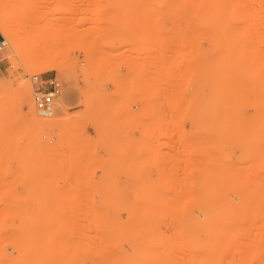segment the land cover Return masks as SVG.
Returning a JSON list of instances; mask_svg holds the SVG:
<instances>
[{"label":"rangeland","instance_id":"obj_1","mask_svg":"<svg viewBox=\"0 0 264 264\" xmlns=\"http://www.w3.org/2000/svg\"><path fill=\"white\" fill-rule=\"evenodd\" d=\"M0 31V264H264V0H0Z\"/></svg>","mask_w":264,"mask_h":264},{"label":"bare ground","instance_id":"obj_2","mask_svg":"<svg viewBox=\"0 0 264 264\" xmlns=\"http://www.w3.org/2000/svg\"><path fill=\"white\" fill-rule=\"evenodd\" d=\"M25 33V32H24ZM56 34V33H55ZM22 35H24V34H22ZM52 36H53V34H52ZM23 37V36H22ZM52 38V39H51ZM53 38L54 37H48V35H46V33H43L42 32V30L41 31H39V30H34V31H26V33H25V35H24V37L22 38L23 39V43H21V44H18V43H14V46H16L17 48H18V50H20L23 54H25L26 56H29V57H31L32 58V60H34L33 62V64L32 65H34L35 64V66H38L39 68H42L43 70H52V69H58L59 67H60V64L58 63V61H57V53L59 52V49H58V51L57 50H55V49H53V48H55L56 47V49L57 48H59L60 46L59 45H57L55 42H53ZM55 38H56V35H55ZM50 39H51V42H50ZM21 40V39H20ZM56 41V40H55ZM53 43H55V44H53ZM49 44H52L53 46H55V47H53L52 45V48H51V46H50V50H48L49 49ZM59 46V47H58ZM228 46V45H227ZM54 51H53V50ZM225 48H223V50H224ZM17 50V49H16ZM222 50V49H221ZM62 51V50H61ZM60 51V52H61ZM231 51H232V49H231ZM231 51H230V53H231ZM19 52V51H18ZM55 52H56V54H55ZM222 52V51H221ZM228 54H229V52H227ZM227 54V55H228ZM226 55V56H227ZM232 55V54H231ZM23 56V55H22ZM25 56V57H26ZM58 56H61V55H58ZM221 57V56H220ZM223 58V57H222ZM58 59H60L61 60V58H58ZM224 59V58H223ZM63 60V59H62ZM25 62H26V60H25ZM18 63V62H17ZM26 64V63H25ZM31 65V64H30ZM27 66V65H26ZM25 66V67H26ZM23 84H24V82H23ZM22 85V84H21ZM25 85H27V84H25ZM22 86H24V85H22ZM27 87L29 88V85H27ZM27 89V88H26ZM26 91H28V90H26ZM29 92V91H28ZM25 97V96H24ZM27 97V96H26ZM32 97V96H31ZM31 100H32V98H31ZM33 101H31V103H32ZM34 108V107H33ZM35 109V108H34ZM33 109V111H32V115L34 116V117H36V114H35V110ZM53 114L54 113H48V115H52V116H48V119H51V118H53ZM47 117V116H46ZM37 118V117H36ZM62 120V119H61ZM209 255V254H208ZM205 256V255H204ZM211 256V255H210ZM202 258V257H201ZM205 258V257H204ZM203 258V259H204ZM212 258V257H211ZM210 258V259H211ZM210 259L208 260V262L210 261ZM212 260V262H213V259H211ZM207 261V260H206ZM200 262V261H199ZM203 262V261H202ZM202 262H201V264H202ZM211 262V261H210ZM209 262V263H210ZM214 262H215V260H214ZM111 263V262H110ZM208 263V264H209ZM200 264V263H199ZM207 264V263H206ZM214 264V263H213Z\"/></svg>","mask_w":264,"mask_h":264},{"label":"built area","instance_id":"obj_3","mask_svg":"<svg viewBox=\"0 0 264 264\" xmlns=\"http://www.w3.org/2000/svg\"><path fill=\"white\" fill-rule=\"evenodd\" d=\"M7 40L0 31V51L4 50ZM34 85L33 99L42 114L54 113L56 102L62 95L64 84L57 75L35 73L31 76Z\"/></svg>","mask_w":264,"mask_h":264},{"label":"crops","instance_id":"obj_4","mask_svg":"<svg viewBox=\"0 0 264 264\" xmlns=\"http://www.w3.org/2000/svg\"><path fill=\"white\" fill-rule=\"evenodd\" d=\"M65 103V99L63 98V104Z\"/></svg>","mask_w":264,"mask_h":264}]
</instances>
